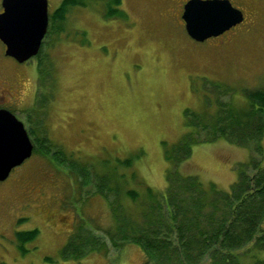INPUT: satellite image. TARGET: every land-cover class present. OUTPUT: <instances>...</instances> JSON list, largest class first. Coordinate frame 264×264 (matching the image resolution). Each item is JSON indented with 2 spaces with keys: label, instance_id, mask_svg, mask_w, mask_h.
Instances as JSON below:
<instances>
[{
  "label": "rangeland",
  "instance_id": "obj_1",
  "mask_svg": "<svg viewBox=\"0 0 264 264\" xmlns=\"http://www.w3.org/2000/svg\"><path fill=\"white\" fill-rule=\"evenodd\" d=\"M61 1L47 0L49 15ZM185 2L121 0L125 17L109 19L101 0L72 8L60 33L51 22L39 57L21 64L4 54L0 42V107L23 123L31 141L45 135L52 156L37 147L0 182V263L144 264L138 245L120 236L113 243L106 234L116 211L139 219V207L124 190L164 192L163 148L189 130L186 109L214 112L205 97H214L215 87L227 86L235 99L244 89H264V0H229L245 20L202 43L184 31ZM39 62L42 78L49 75L44 82ZM205 138L198 136L201 143L192 146L180 171L228 191L236 165L247 162L251 150ZM58 149L63 160L53 159ZM126 158L131 168L115 169L116 159ZM105 173L124 175L108 183ZM113 187L116 195L108 191ZM30 230L38 231L35 239L20 244L16 233ZM69 240L77 251L63 259Z\"/></svg>",
  "mask_w": 264,
  "mask_h": 264
},
{
  "label": "trees",
  "instance_id": "obj_2",
  "mask_svg": "<svg viewBox=\"0 0 264 264\" xmlns=\"http://www.w3.org/2000/svg\"><path fill=\"white\" fill-rule=\"evenodd\" d=\"M91 1L99 0H62L49 15L47 34L51 22L56 20L60 33L70 9L84 8ZM101 1L104 2L105 19L125 17L119 9L121 0ZM37 65L40 80L44 82L49 75L42 78L41 62ZM211 93L225 94L228 100L222 102L215 95L211 99L205 97V103L209 100L206 107L212 104L216 107L210 114L186 109L183 115L189 130L173 146L163 148L167 165L164 192L160 194L149 187L143 193L124 190L125 196L139 207L137 220L119 216L117 211L115 218L111 209L115 225L106 234L113 243L120 236L123 243L138 245L144 254V264H264V89H244L241 99L230 97L227 86L215 87ZM201 133L206 134L205 142L224 139L251 150L248 161L236 165L238 176L228 191L219 189L214 183L204 184L197 176L180 171V166L191 155L192 146L201 143L198 140ZM32 143L33 151L40 147L43 155L52 158L48 152L51 144L45 135ZM58 158L63 160L60 149L53 151V159ZM131 165V158L116 159L114 167L131 168ZM79 168L86 177L85 167ZM123 175L118 173L111 177L105 173L104 176L109 183ZM97 190L105 194L101 186ZM108 191L116 195L119 188ZM37 233V230L19 231L16 238L23 244L33 241ZM19 247L22 254L27 252L21 245ZM76 251L69 240L61 256L67 259Z\"/></svg>",
  "mask_w": 264,
  "mask_h": 264
},
{
  "label": "water",
  "instance_id": "obj_3",
  "mask_svg": "<svg viewBox=\"0 0 264 264\" xmlns=\"http://www.w3.org/2000/svg\"><path fill=\"white\" fill-rule=\"evenodd\" d=\"M187 36L201 43L243 21L229 0H187L181 13ZM49 24L47 0H1L0 42L18 63L35 57ZM33 144L22 122L0 108V182L32 155Z\"/></svg>",
  "mask_w": 264,
  "mask_h": 264
},
{
  "label": "flooded vegetation",
  "instance_id": "obj_4",
  "mask_svg": "<svg viewBox=\"0 0 264 264\" xmlns=\"http://www.w3.org/2000/svg\"><path fill=\"white\" fill-rule=\"evenodd\" d=\"M187 1V0H186ZM184 5V4H183ZM183 7V6H182ZM242 12V14H243V20H245V14H244V12L243 11H241ZM181 13H182V11H181ZM181 15V14H180ZM243 22V21H242ZM223 35V34H222ZM217 38V37H216ZM15 87L16 88H19V84L18 83H16L15 84ZM14 91V90H13ZM14 92H16V91H14ZM16 93H18V92H16ZM19 94V93H18ZM1 108V107H0ZM3 109H7V108H3ZM7 110H9V109H7ZM10 111V110H9Z\"/></svg>",
  "mask_w": 264,
  "mask_h": 264
}]
</instances>
